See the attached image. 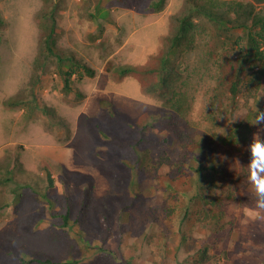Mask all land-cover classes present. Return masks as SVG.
Returning <instances> with one entry per match:
<instances>
[{
    "label": "rangeland",
    "instance_id": "rangeland-1",
    "mask_svg": "<svg viewBox=\"0 0 264 264\" xmlns=\"http://www.w3.org/2000/svg\"><path fill=\"white\" fill-rule=\"evenodd\" d=\"M153 1L0 0V158L10 163L19 156L26 180L47 183L48 172L55 179L52 206L27 193L21 203L0 209V264H21L20 255L13 253L23 248L59 259L75 257L79 264H264V212L260 219L250 215L255 195L247 177L249 157L244 161L243 156H249L253 135L264 136L262 132L232 147H216L211 135L206 137L207 145L223 159L218 176L226 185L213 190L225 202L221 229L198 222L183 225V233L169 223L167 193L156 182L152 166L139 191L137 185H127L130 174L123 165L121 144L140 138L139 146H150L158 159L174 144L155 141L177 136L182 128L172 124L170 96L164 98L154 89L157 77L140 79L118 71L125 65L159 64L154 57L169 49L167 37L188 10L186 0H166L160 11H153ZM241 1L264 9V0ZM53 20L58 54L42 46ZM194 56L188 49L176 61L183 81L190 68L199 66ZM38 57L45 69L35 72ZM72 60L95 70L93 77L79 68L72 74L73 93L65 89L59 65L68 66ZM109 62L111 71L106 70ZM37 74L38 83L32 84ZM208 82L211 87L218 84ZM251 87L241 84L240 93L228 103L220 119L224 129L251 110L264 111V89L255 92ZM76 91L82 95L77 97ZM225 91L228 102L229 88ZM195 95L189 94L191 114L200 120L203 95ZM140 121L149 124L138 130ZM208 128L210 123L204 121L194 136L205 137ZM175 150L177 161V140ZM6 190L0 184V204L11 197ZM67 199L74 219L77 214L80 219L71 228L61 225ZM102 206L111 209L108 222L98 217Z\"/></svg>",
    "mask_w": 264,
    "mask_h": 264
},
{
    "label": "trees",
    "instance_id": "trees-1",
    "mask_svg": "<svg viewBox=\"0 0 264 264\" xmlns=\"http://www.w3.org/2000/svg\"><path fill=\"white\" fill-rule=\"evenodd\" d=\"M186 1L188 10L177 18L176 26L167 37L169 49L162 55L154 57L159 64L150 63L146 68L125 65L118 69L122 76L132 75L140 79L157 77L154 81L156 93L159 92L164 98L167 96L171 98L168 107L172 110L171 117L175 120L172 124L181 125L182 128L177 136L169 135L166 139L155 141V143H164L168 146L174 144V146L162 151L158 159H154L150 146L143 149L139 146V138L122 143L121 152L123 165L127 167L130 174L127 178V185L130 183L137 185L138 191L141 187V179L144 174H148L145 171L151 166L154 167L151 172L156 173V178H154L160 189L164 188L166 191V199L169 201L165 216L169 223L175 224L183 233H185L183 225L202 222L212 225L213 228L221 229L224 223L225 202L217 198L213 192L214 189L226 185L224 179L218 176L223 159L217 155L216 150H213V146L207 145L206 137L211 135L213 138L211 140L216 147L221 145L232 147L246 144L255 131L264 134V125L255 124L256 114L262 109L249 111L245 119L226 129L220 122L228 108V103L240 93L241 84L246 83L249 87L252 85L251 89L255 92L264 89V9L258 10L252 2L244 3L241 0ZM165 2L166 0H154L149 3V8L153 11H160ZM55 26L53 20L49 26L50 31L45 33L42 45L50 54H58L55 46L56 39L53 37ZM199 37L204 41L201 43L197 41ZM188 49L194 52L199 66L194 69L190 68L187 80L183 81L181 79L183 72L176 67V61L182 58ZM58 59L63 61L61 56ZM71 62L72 64L68 63V66L62 63L59 65L65 76L64 87L73 93L74 88L69 86L72 74L76 70L83 69L87 75L93 77L95 70L86 64L74 60ZM73 63L77 67L73 66ZM108 65L106 70L111 71L114 66L110 62ZM39 69H45V62L43 58L38 57L35 72ZM36 76L37 79L33 78L32 84L38 83L40 74ZM216 80L218 84L211 87L208 81ZM203 87L206 88L204 91ZM224 88H229L230 91V96H227L228 102L223 98L226 93ZM199 92L203 95L202 101L204 102L200 120L192 116V99L189 98V94L193 97ZM75 94L77 97L82 95L78 91ZM152 120H155V117ZM204 121L210 123L211 128H208L205 137H195L194 134L200 130ZM129 124L134 127V123ZM148 124L140 121L137 122L135 128L140 130ZM176 140L181 150L177 161L174 158V154L177 153ZM243 156L244 161L246 157H249L246 152H243ZM154 160H157V163L153 165ZM22 173L23 166L19 156L13 157L10 163L0 158V184L8 189L6 191L11 195L0 204V209L21 203L27 193L36 195L37 199L45 200L52 206V202H55V197H52L50 192L55 186L52 174L48 172L47 183H41L38 179L26 180L22 177ZM64 180L66 181V178ZM133 193L135 196L141 195L140 192L133 191ZM229 195V197L233 196L232 193ZM82 199L88 207L89 204L86 202L88 198L83 196ZM67 205L66 211L60 214L61 225L71 228L73 223L80 219L78 214L74 219L71 200L67 199ZM97 211L101 220L109 221L111 212L109 207L102 206ZM176 215L180 218L179 222L176 220ZM85 229L86 226H82L80 233L84 234ZM13 254L20 255L18 256L21 264H79L80 262L75 257L59 259L25 248L15 250ZM196 261L200 262L201 259Z\"/></svg>",
    "mask_w": 264,
    "mask_h": 264
},
{
    "label": "clouds",
    "instance_id": "clouds-1",
    "mask_svg": "<svg viewBox=\"0 0 264 264\" xmlns=\"http://www.w3.org/2000/svg\"><path fill=\"white\" fill-rule=\"evenodd\" d=\"M256 125H264V111L256 114ZM249 153L247 177L254 189V209L250 213L253 218H262L264 212V136L257 137L256 134L247 145Z\"/></svg>",
    "mask_w": 264,
    "mask_h": 264
}]
</instances>
